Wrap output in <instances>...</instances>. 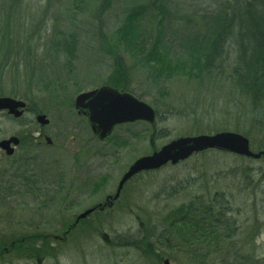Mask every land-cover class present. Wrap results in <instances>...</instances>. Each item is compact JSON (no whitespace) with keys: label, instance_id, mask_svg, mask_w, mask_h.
Segmentation results:
<instances>
[{"label":"rangeland","instance_id":"374dc122","mask_svg":"<svg viewBox=\"0 0 264 264\" xmlns=\"http://www.w3.org/2000/svg\"><path fill=\"white\" fill-rule=\"evenodd\" d=\"M232 1L0 0V66L5 67L0 97L23 100L30 108L18 121L0 112V142L41 129L36 117L47 115L50 124L43 129L54 141L47 156L53 159L56 150L60 161L44 160L42 166L47 162L53 173L61 168L63 183L72 182L64 193L74 187L76 199H0V241L6 254L0 264H163L167 259L172 264H264L263 157L208 150L178 166L138 176L114 200L121 177L137 159L179 138L233 132L247 137L254 152H264V109H253L232 78L239 52L235 26L211 71L190 66L191 51L203 48L217 32ZM135 10L143 11L147 30L150 20H157L150 36L134 42L141 48L138 56L125 43L116 46L118 30ZM158 23L161 43L170 50L168 70L176 73L153 80L142 64H154L141 57L150 41L160 40ZM183 63L187 67L182 69ZM40 72L45 78L39 79ZM105 86L151 106L154 124L120 125L110 139L96 138L74 101ZM215 193L230 201L238 232L233 247L228 243L221 254H208L177 229L168 231L179 210ZM108 195L105 211L75 222ZM73 223L78 226L64 234Z\"/></svg>","mask_w":264,"mask_h":264},{"label":"trees","instance_id":"16d2710c","mask_svg":"<svg viewBox=\"0 0 264 264\" xmlns=\"http://www.w3.org/2000/svg\"><path fill=\"white\" fill-rule=\"evenodd\" d=\"M142 12L137 10L131 12L130 16L126 17L125 25L118 30L116 37V46L122 45L120 42L125 43L124 46L130 47V52L136 56L141 48L134 47L133 45L136 44L134 42L140 40L141 35L150 36L156 28L157 21L155 18L150 20L152 25L149 26L148 31L147 27L142 25L144 21ZM219 22L221 24L217 32L210 38L207 37L209 40L204 43L205 46L191 51L190 66L199 71H211L213 63L216 60L219 61L223 55L222 51L227 43L228 34L235 26L234 38L238 43L239 52L236 68L232 71V78L249 98L253 109L256 111L260 108L264 109V0H233L227 13L221 15ZM158 26L155 32L160 40L158 38L159 41H155L156 44L150 41L151 46L149 45L148 50L141 57L144 61L148 58L147 63L154 64L153 67L142 64L148 68L152 78L154 77L153 80L162 78L164 73H168V76L176 73L171 74L168 70L170 50L161 43L163 42V30L159 23ZM145 43L148 44V42ZM180 67L183 69L187 67V64L183 63ZM4 69L5 67L0 66V73H3ZM40 78H45L42 72L39 74ZM197 199H193L192 203L175 214L176 221L171 224L168 232L177 229L176 231L182 237H189L194 241V247L198 246L208 254L211 252L221 254L223 245L225 247V244L231 243L229 246L233 247V237H235V231L238 232L237 220L232 216L233 209L230 201L221 193H215L205 201L201 198L198 201ZM176 235L173 237H177ZM162 236L165 237L166 242H169V233L164 231ZM3 256H5L4 246L0 241V257Z\"/></svg>","mask_w":264,"mask_h":264},{"label":"water","instance_id":"95a60500","mask_svg":"<svg viewBox=\"0 0 264 264\" xmlns=\"http://www.w3.org/2000/svg\"><path fill=\"white\" fill-rule=\"evenodd\" d=\"M74 105L79 115L88 117L93 134L101 141L107 140L116 126L136 122L154 124L156 121V113L151 106L129 93H121L107 86L80 94L75 99ZM25 109L26 103L21 100L0 97V112L6 111L15 119H21ZM36 120L43 127L50 123L46 115H39ZM12 144L17 146L19 139L12 137L3 140L0 142V148L8 155H12L14 153ZM208 150L231 153L253 160H259L264 156V152L256 153L251 150L247 137L233 132L179 138L151 155L137 159L119 181L114 200L120 197L124 186L141 173L157 171L169 164L177 166L194 155ZM94 211L95 209H90L82 213L78 216L76 223L87 218ZM53 239L60 238L53 236ZM163 264H171V262L167 259Z\"/></svg>","mask_w":264,"mask_h":264},{"label":"flooded vegetation","instance_id":"af4514ba","mask_svg":"<svg viewBox=\"0 0 264 264\" xmlns=\"http://www.w3.org/2000/svg\"><path fill=\"white\" fill-rule=\"evenodd\" d=\"M26 105L27 107L24 111V115L29 111L28 103H26ZM80 117H84L88 120L87 116L81 115ZM43 128L44 127H41V129L33 131L31 134L29 133L30 135L27 134L29 136L26 134L11 136L19 139V144L14 147V153L12 155H8L0 150L5 154L2 155L1 153L0 161L4 160L6 162L5 165L0 164V192L2 193L0 194V199L3 202H36L41 199L51 201L59 196H61V200L68 202L76 201V199H72L73 197L71 196L75 195L74 187L68 193H64L65 189L69 187L72 182L68 181L71 182V184L67 182L63 183L66 177V175L64 177L63 170L58 168L57 171L53 173L48 170L47 162L45 166H42L44 160L52 161L56 165L57 162L60 161V153L56 150L53 152L55 153L54 158H48V150L52 148L51 146L54 144V141L46 134ZM12 146H14V144H12ZM73 170L77 171L76 168L70 169V171ZM110 196L111 195H108L105 198L104 203H99L98 206L92 207L95 208L92 214L105 211V207L110 206L108 204ZM78 216H76L75 222ZM85 219L80 220L78 224ZM74 223L67 227L64 234L70 231V229L72 231L74 227L78 226V224L75 226ZM49 238L51 239L52 236H49ZM59 240L63 241L62 238Z\"/></svg>","mask_w":264,"mask_h":264}]
</instances>
